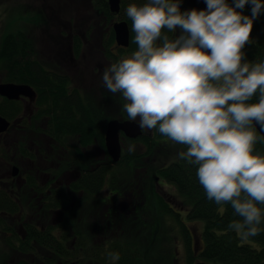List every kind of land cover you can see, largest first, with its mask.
I'll use <instances>...</instances> for the list:
<instances>
[{
	"label": "clouds",
	"instance_id": "clouds-1",
	"mask_svg": "<svg viewBox=\"0 0 264 264\" xmlns=\"http://www.w3.org/2000/svg\"><path fill=\"white\" fill-rule=\"evenodd\" d=\"M251 4V17L236 9ZM207 9L180 11V0H148L130 4L138 49L110 64L103 86L120 93L129 121L141 130L156 129L186 146L179 153L197 166L207 199L229 203L242 218L228 224L247 240L260 235L264 205V61L243 62L253 20L264 10L262 0H206ZM177 28L181 34L165 33ZM159 42V43H158ZM258 94V102H249ZM134 152L135 146L129 145ZM108 257L118 261V252Z\"/></svg>",
	"mask_w": 264,
	"mask_h": 264
},
{
	"label": "flooded vegetation",
	"instance_id": "flooded-vegetation-1",
	"mask_svg": "<svg viewBox=\"0 0 264 264\" xmlns=\"http://www.w3.org/2000/svg\"><path fill=\"white\" fill-rule=\"evenodd\" d=\"M82 1L94 7L92 0ZM134 1L136 0H120L119 11L122 7L127 8L134 4ZM93 10L92 21L87 20L82 28L84 18L79 17L82 19L78 24L81 29L78 28L74 32L70 31L72 26L70 22L60 19L55 10L51 11L54 26L60 28L46 38L45 51L48 54L40 56L35 52L33 57L44 68V71H40L41 74L54 75L58 78L47 79L48 82L36 80L45 84L40 88L41 91L26 83L11 82L5 79L6 72L4 76L0 73V84L27 85L32 90V94L20 93L14 98L0 94V118L5 122L0 123V203H3L4 208L0 217L1 220L7 218L12 224L13 232L22 238L25 236L26 225H33L40 230L50 229L57 240L64 241L67 250L76 247L79 235L81 239L87 240L86 237L90 234L91 244L98 243V248L86 241L84 248L82 246L77 249L81 250L79 252H97L98 264H105L106 247L114 237H118L120 225L116 221L121 219L122 213L130 214L137 208L135 197H140L139 190L129 192L126 187L132 184L125 185L126 187L122 185L121 188L125 191H120L115 186L105 188L106 177L99 188L92 192L88 190L89 188L77 184L86 181L88 171L108 164L113 168L112 172L122 175L119 164L121 156L118 161H113L107 153L106 126L103 132L104 148L96 144L82 145L79 134L68 131V125L63 126L65 131L57 128L62 126L61 123H80L84 115L86 117L95 113L100 115L103 118L102 123L106 124L112 120L129 121L127 113L123 111L125 101L120 93L107 98L104 94L103 101L100 102L97 95L92 93V89L88 90V87L90 88L88 83L91 77H95L94 73L98 77L102 73L101 69L118 62L122 59L123 53L132 54L134 52L132 49L137 50L138 46L134 43L135 34L131 27L129 45L127 47L117 45L112 26L114 22L121 20L116 16L119 11L115 13V19L108 23L106 15L103 16L99 9ZM109 13L113 12L109 9ZM164 31L168 36L172 34L173 38L181 34L179 28L172 33ZM89 57L93 59V66H96V69L93 67L92 73L84 76L85 66L80 68V64L83 59L89 61ZM100 62H105L103 68L98 66ZM51 83L53 85H46ZM138 121L139 118L134 122ZM122 135L120 132V140ZM148 135L152 137V134ZM90 147L98 150L96 156L90 155ZM115 166L118 167L116 171ZM127 173L124 172L123 176ZM157 184L160 188L164 186L161 183ZM137 185L135 184L134 188H137ZM159 193L168 208L181 216L182 211L176 210L181 206L176 208L169 198H165L164 192ZM95 196L98 199H95ZM87 197L90 199L89 203ZM10 202L13 204V211L9 210ZM15 221L21 223L15 227L13 226ZM112 228L116 232H113ZM2 231L5 237L9 236L6 231ZM189 234L193 240L191 246L197 245L196 238H193L194 234L190 232ZM12 236L15 239L14 235ZM196 254L193 255L197 258ZM112 263L114 261L110 259L109 264ZM92 264L97 263L92 261Z\"/></svg>",
	"mask_w": 264,
	"mask_h": 264
},
{
	"label": "trees",
	"instance_id": "trees-1",
	"mask_svg": "<svg viewBox=\"0 0 264 264\" xmlns=\"http://www.w3.org/2000/svg\"><path fill=\"white\" fill-rule=\"evenodd\" d=\"M226 2L230 6H234V0H226ZM145 3L147 2L142 0L134 1V4L137 6H141ZM262 3H264V0H262ZM92 4L94 8L104 11L107 20L109 19L108 14H110V23L115 19L113 16L115 13H109L107 0H92ZM251 7L249 3L245 5L244 9L236 10L242 15L251 17ZM125 10L126 8L122 7L116 16L126 21L128 26L131 27L132 21L127 17ZM37 27L40 26L38 25ZM173 37L172 34L169 35V38ZM130 46L132 47V45ZM132 50L136 51V49ZM242 51L245 54L242 63L264 61V10L253 20V28L249 42L244 46ZM34 53L35 49L30 30L16 31V33H14L9 30H3L0 26V73L4 76V72H6L4 77L11 82L26 83L41 91L40 88H43L45 84L39 83L36 80H45L48 82L47 79L58 77L49 74H41L40 71H44V68L33 57ZM46 85L51 86L53 84ZM249 102H258V94ZM96 114L97 113H95V115L89 114L86 117L84 115L82 117L83 121L80 123H61L62 126L57 129L65 131L63 130V126L68 125V131L79 134V140L82 145L90 146L96 144L104 148L103 132L106 123H102L103 118ZM257 135H259L258 132ZM137 140L138 142L141 141L145 146V153H143L141 157L122 153L121 162L119 164L121 165L120 168H122L121 178L124 177V172H128L125 179H121L115 175L116 173L111 171L113 168L108 164L100 166L98 169L88 171L86 181L77 182V184L89 188L88 190L92 192L96 188H99L105 177L108 178L107 176L110 175V177H112L111 183H118L117 180H120V184L124 186L132 184L128 187L125 186L126 189H129V192L130 190L133 192L139 190V199L135 197L137 199V208H135L133 212H130V214L122 213L121 219L119 218L121 221H116L118 225H120L118 237H114L112 242L106 247L104 257L106 260L105 264H109V252H118L120 255V259L114 261L112 264H152V262L154 264V261L148 257L150 248H154L153 254L157 252L160 254L167 252V249L159 248L161 238L159 239V236L157 237L155 232L162 218L161 216L163 214H171L174 215L175 218H178L180 225L183 223L179 215L168 208L167 203L158 191L154 190L153 187L147 188L145 181L144 186H140L141 188L139 189V182L137 181L136 183L135 180L138 174L136 163L139 162L141 158H145L147 155L157 150L160 153L168 154L169 148H167L166 145L161 147V143L165 144L167 141L170 142L171 140L162 136L156 129H153L152 137L143 133L142 136L131 139L133 142ZM171 143L173 144L171 148H173L174 154L165 156L161 159L162 162L155 161L151 173L155 175V177L157 176L158 179H163L174 187L176 195L183 200L182 206L184 207L186 218L198 221L199 223L202 222L203 224L201 241L199 244L193 246H190L191 237L187 228L182 226V228L184 227L183 234L188 255V263L192 261L194 257L193 254L197 253V258L207 264H264V205H257L262 210V221L259 225L261 228L260 235L247 240L242 239L235 231L228 229L229 223L241 220L242 218L234 214V209L229 203L217 205L214 201L207 199L205 190L200 185L196 175L197 166L185 159L179 158V153L181 151H186V146L177 144L173 141H171ZM254 152L264 155V143L258 142L255 145ZM147 173L150 172L147 170ZM135 184H138L137 188H134ZM123 190L125 191V189ZM151 201L152 203L155 202L153 205L155 215L149 224H146L145 221H138L137 224L141 225V227H138L135 223L141 218L139 214L145 212L147 205H149L148 202ZM2 209H4L3 203H0V215H2ZM9 210L13 211V204L11 202L9 203ZM11 226L12 224L7 218L1 220L0 217V229L2 230L4 228L3 230L9 234V236L6 237V243L10 250L15 252L12 253L9 258L0 253V264H69L68 261L73 257L79 258L74 264H83L85 262L87 264H92V261L98 264L99 256L97 252H79L81 250H78V247H85L86 241L93 247L98 248V243L91 244L90 234L86 237L87 240L81 239L82 237L78 234L79 238L76 239V247L67 250V247L64 246V241L57 240L51 234L52 230L50 229L40 230V228H34L33 225H26L24 226L25 236L22 238L13 232L14 229H12ZM13 226H15V223ZM111 226L115 227V225ZM136 228H138L140 232L141 229L145 230L144 228H146L147 233L151 235L147 237V244L143 247L137 243V238L131 239L130 237V233L133 234L137 232ZM112 231L116 232L113 228ZM12 235H14L15 239ZM15 243L16 245H13ZM97 248H94V250ZM164 255L163 262H165V258L168 257L165 263L172 264L173 262L169 260L175 259L172 251L169 255Z\"/></svg>",
	"mask_w": 264,
	"mask_h": 264
},
{
	"label": "rangeland",
	"instance_id": "rangeland-1",
	"mask_svg": "<svg viewBox=\"0 0 264 264\" xmlns=\"http://www.w3.org/2000/svg\"><path fill=\"white\" fill-rule=\"evenodd\" d=\"M88 4V3H87ZM84 3L82 0H0V26L3 30H9L10 32L16 33V31H25V30H30L31 31V39L33 42V46L35 49V52L37 55L43 56L44 53H47L45 51V47L47 46L46 38L50 34H54L56 30H58L60 27L56 28L54 26V19L52 18V10L56 11L58 15L60 16V19L70 22L72 25L70 28V31H76L78 28L81 29V26H78L80 21L84 23H81L82 28H84L86 21L88 20L89 22L92 21L91 17L92 14L94 13V7L92 5H87ZM97 9V8H95ZM103 16L106 14L104 11L98 10ZM114 14V13H113ZM112 14V15H113ZM109 15V14H108ZM114 16V15H113ZM79 17H82V19H79ZM113 18V17H112ZM91 19V20H90ZM109 19L111 20V16L109 15ZM108 19V23H109ZM76 23V24H75ZM40 27H37V26ZM36 27V28H34ZM53 27V28H50ZM64 27V26H63ZM66 30V29H65ZM135 34V33H134ZM135 36V35H134ZM131 54L129 53H123L122 58L130 56ZM88 58V57H86ZM85 66L84 68V76L87 74L92 73V68L94 67L96 69V66L94 65L93 59L89 57V61L87 59H83L80 68L82 66ZM105 65V62H100L98 66ZM105 69H101V72L103 73ZM102 73L97 77V75L94 73V78H90L89 81V86L88 90L92 89V93L97 95L98 99L103 101L102 96L104 94L106 95V98L108 96H112L114 94L110 93L107 91L106 88H104L103 83H102ZM117 113V112H116ZM108 121V120H107ZM106 121V122H107ZM143 132L145 134H152V130H147L144 129ZM121 151L122 153L126 154H131L133 156H143L142 154L145 153V146L141 143V141H131V139H128L122 135L121 140ZM161 147H164L166 145L168 149V154H163L157 151H154V153H151L150 155H147L145 158H141L139 162L136 163L137 165V181L139 182V189L141 188L140 186H144V181L147 185V188H152L158 192H164L165 193V198H169L171 202H173L177 207V211H182L181 220H183V223H179L178 218H175L174 215L171 214H163L160 219V223L157 225V228L155 230L157 237L159 236V239L161 238V241L159 243V248L161 249H167L166 253L160 254L156 253L153 254V249H149L148 257L152 261H154V264H164L167 260L168 257L165 258V262H163L164 254H168L172 251V254L174 255V260L169 259L172 264H194L196 261H202L201 259H197L194 255L192 258V261L188 263V255L185 247V240H184V234H183V228L186 227L188 232L194 234L193 238H196L199 242L201 241V230H202V222L194 221V220H189L186 218L184 207L182 206L183 200L181 197H178L176 195V190L174 187L166 182L165 180L162 179H157L158 177L155 175H152V166L154 165L155 161L156 162H162L161 159H163L165 156H171V154H174L173 144L171 141H167L165 144L161 143ZM129 145H134L135 146V151L134 152H129L128 147ZM89 153L92 157L96 156V153H98V150L95 147H90L89 148ZM164 150V149H163ZM115 171L118 169L117 166L114 167ZM147 170L150 173H147ZM147 173V175H146ZM118 177L121 178L122 175L115 174ZM126 176L122 177L121 179H125ZM112 177H108L105 183V188L115 186L122 190V184H120V180H117L118 183H111ZM157 183H161V188L158 186ZM131 188V187H130ZM103 192V191H102ZM101 192V194H102ZM104 193V192H103ZM152 195V193H151ZM88 203L90 202L89 197L86 198ZM95 199H98L97 196H95ZM126 199V197H125ZM128 199V198H127ZM139 199V197H138ZM177 200V201H175ZM149 205H147V208L145 212L140 213V219H138L135 223L138 227H141V225H138V221H145L146 224L150 223L155 215V210L153 209V205L155 202L152 203L148 202ZM185 217V218H184ZM159 218V217H158ZM117 220V219H116ZM21 223V222H20ZM18 221H15V227L20 224ZM134 225V227H135ZM182 226H184L182 228ZM4 229V228H3ZM2 229V230H3ZM145 230L141 229V232L139 231L138 228H136L137 232L136 233H130L131 239L137 238V243L140 246L146 245V240L147 237L151 236L150 234L147 233L146 228ZM1 230V229H0ZM0 232V253L7 256L8 258L12 253H15L10 250L6 243V237L2 234V231ZM158 230V231H157ZM10 232V231H9ZM154 232V231H153ZM158 239V241H159ZM193 240H191V243ZM192 245V244H191ZM190 245V246H191ZM79 258H71L68 263L71 264L72 262L74 263L77 261ZM163 262V263H162ZM204 262V261H203ZM83 264H87L86 262ZM153 264V262H152ZM166 264V263H165Z\"/></svg>",
	"mask_w": 264,
	"mask_h": 264
},
{
	"label": "water",
	"instance_id": "water-1",
	"mask_svg": "<svg viewBox=\"0 0 264 264\" xmlns=\"http://www.w3.org/2000/svg\"><path fill=\"white\" fill-rule=\"evenodd\" d=\"M120 0H107L109 9L113 13H118ZM192 9L206 10V0H180V11H190ZM113 31L117 45L127 47L129 45L130 33L129 26L126 21L119 20L113 23ZM20 93L32 94V90L27 85H19L12 83L0 84V94L10 98L18 96ZM0 123H5L0 118ZM6 125V124H5ZM4 125V126H5ZM254 127L259 135H264L261 132L260 126L253 122ZM3 126V128H4ZM122 132L126 138L136 139L143 135V130L138 127V123L134 121H117L112 120L106 124L105 131V147L107 153L113 161H118L121 156V144L119 133ZM197 244L198 240L196 239ZM195 264H207L203 261H197Z\"/></svg>",
	"mask_w": 264,
	"mask_h": 264
}]
</instances>
